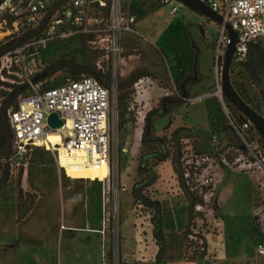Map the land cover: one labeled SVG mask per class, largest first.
I'll list each match as a JSON object with an SVG mask.
<instances>
[{"label":"rangeland","instance_id":"374dc122","mask_svg":"<svg viewBox=\"0 0 264 264\" xmlns=\"http://www.w3.org/2000/svg\"><path fill=\"white\" fill-rule=\"evenodd\" d=\"M143 16L135 33L121 37L114 93L117 127L106 175L99 161L87 160L83 150H61L58 161L44 147H30L22 157L11 146L9 152L11 130L6 114H0V264H111L114 248L117 264H155L150 218L156 204L132 197L133 186L148 183L153 175L154 183L141 192L158 203L165 264H255V185L248 172L234 164L236 155L247 151L237 149L242 140L218 99L208 97L223 64V56L215 58L217 28L176 2L146 5ZM26 35L9 21L0 24V105L12 101L21 86L28 89L20 93L27 92L26 79L53 87L86 75L83 67L99 56L71 38L23 47ZM255 56L259 53L252 49ZM58 59L81 66L47 75V67ZM263 67L254 69L247 56L243 64L231 62L229 78L242 100L264 118ZM136 76L154 82L147 103L146 94L138 95L133 83L128 84ZM120 83L125 85L120 88ZM173 86L200 101L185 103L174 94L164 103L159 88L172 91ZM225 103L236 120L238 110ZM151 111L149 139L141 145ZM140 113L145 115L143 123L137 120ZM223 158L230 165L223 164ZM197 161L200 169L208 165L207 177L218 180L207 206L194 217L197 237L190 239L189 203L178 172Z\"/></svg>","mask_w":264,"mask_h":264},{"label":"built area","instance_id":"2783aa9c","mask_svg":"<svg viewBox=\"0 0 264 264\" xmlns=\"http://www.w3.org/2000/svg\"><path fill=\"white\" fill-rule=\"evenodd\" d=\"M199 1L222 19V25L210 21L217 28L215 58L224 56L228 44L224 29L226 24L236 33L232 62L243 63L251 45H256L263 52L264 66V0ZM174 2L182 5L178 0H0V24L9 21L26 33L29 37L23 47L78 39L82 46L99 53L97 61L91 64L106 81L103 84L96 76L86 74L53 87H39L26 79L29 90L18 94L15 107L6 111L14 154L22 157L30 147H42L37 145L38 142L48 133L56 132L60 136L59 143H50L47 149L56 161L61 150H83L87 160L92 161L95 153L106 161L108 167L110 144L114 142L117 127L118 107L114 93L117 90L116 68L121 57V37L136 32L135 24L142 17L146 5H171ZM175 11L176 7H173L171 13ZM145 82H149L146 87ZM153 83L148 76L139 77L133 82L138 95L146 94V103L150 98L148 89L153 88L150 85ZM159 89L162 91L160 98H170L176 94L177 100L185 103L200 101V98L188 97L183 90L177 91L175 86L172 91ZM208 97L218 99L228 123L247 151V154L239 152L234 164L237 163L240 171L248 172L255 185L251 216L258 227V235L253 248L255 264H264V141L248 119L241 123L232 119L217 76ZM50 113H56L62 120L63 125L59 130L48 126L46 120ZM144 118L145 115L140 113L137 120L143 123ZM141 132L140 129L139 138ZM215 138L216 135L213 136ZM206 160L203 158L202 162ZM221 161L230 165L225 158ZM199 164L195 162V167L199 168ZM207 171L208 165L191 177L189 168L184 167L183 170L185 185L192 191L199 189L198 195L204 201V205L194 206L196 212L204 209L214 194L217 180L207 177ZM207 186L210 188L202 194L201 187ZM191 231L189 238L195 239L197 233H193V225ZM200 240L203 243V239ZM118 257L114 248V261L111 264H117ZM102 264L107 263L103 260Z\"/></svg>","mask_w":264,"mask_h":264},{"label":"trees","instance_id":"16d2710c","mask_svg":"<svg viewBox=\"0 0 264 264\" xmlns=\"http://www.w3.org/2000/svg\"><path fill=\"white\" fill-rule=\"evenodd\" d=\"M256 51H258L259 56L252 57V49H249L248 58H249V60H250V62L252 64L253 68L254 69H259V65L260 64L263 65V52L261 50H259L258 48L256 49ZM241 64H243V63H241ZM80 66H81L80 64L74 63V61L71 60V59H58V60L54 61L50 66L47 67V75H51V74H53V73H55V72H57V71H59V70H61L63 68L80 67ZM83 72L88 74V75L96 76V78H98L103 84H105V82H106L104 80L105 77L103 75H101V73L96 69V67L93 64L87 63L83 67ZM136 78H138V77L136 76L133 79H131L128 82V84L131 85L136 80ZM124 85H125L124 83H120V88H122ZM23 87L22 86L19 87V90L14 94V98H13L12 101L1 103V105H0V114L5 115L7 109L15 107L14 99L17 97V95L20 92L24 91L25 89H28V87H26V88H23ZM152 113H153V111L148 112L147 115H146L145 126H144V130H143V133H142V136H141V139H140V144L141 145H146L147 140L149 139V133H150V127H151V125H150L151 124L150 123V116H151ZM238 113H239V116H237L236 122L241 123V122L245 121L246 118L239 111H238ZM1 121H2V118L0 117V123H1ZM7 141H8V144H9V152H10L11 131H9V133L7 135ZM237 149H240L242 151L243 150L246 151L243 144H241L239 146V148H237ZM227 161L230 162L229 160H227ZM186 168H189L191 177H193V175L195 173L197 174L200 171V169L196 168L195 165H193V164L189 165ZM183 170H184V167H183V169H181L180 172H178V180H179L180 188L185 193V196H186V198L188 200V203H189L188 210H187V212H188L187 220H188V223H190L192 221V224H191V226H192L193 225V221H194V217L195 216H199V214H200V212H196L194 210V206L197 205V204L204 205V201L202 199V196L198 195V192L200 191L199 189H196V190L192 191V190H190L189 186L185 185V180L183 179ZM155 179L156 178L153 175L148 183H146V184L144 183L142 185L140 183L135 184L133 186V188H132V197H133L134 201L138 200V201H143L144 203H149V204L155 203L156 204L155 211H154L155 213L153 215H151V218H150V223L153 226L152 239H153L155 245L157 246V251L155 253L154 260H155V264H165V260L162 258V255H163V252H164V249H165V243H164V237H163L162 230H161V219H160L159 206H158L157 202L150 201L149 199L144 197L142 195V192H141L143 186H147V185H150V184L154 183ZM209 188H210V186L201 187L202 194L206 190H208ZM252 230H253V233H254L255 236L258 235V227H257L255 222H253ZM188 234H190V229H189V233ZM171 237L174 238V235H172Z\"/></svg>","mask_w":264,"mask_h":264},{"label":"water","instance_id":"95a60500","mask_svg":"<svg viewBox=\"0 0 264 264\" xmlns=\"http://www.w3.org/2000/svg\"><path fill=\"white\" fill-rule=\"evenodd\" d=\"M182 5L191 11L204 16L206 19L222 25L220 16L212 12L209 7L199 0H178ZM228 37V44L223 56L221 70L217 73V79L220 81L223 98L233 105L246 119H248L264 141V118L246 104L232 87L229 78V68L233 59V53L236 44V33L228 25H224ZM195 66V62H194ZM166 103V100H163ZM48 126L53 130H59L63 122L56 113H50L46 120Z\"/></svg>","mask_w":264,"mask_h":264},{"label":"bare ground","instance_id":"6f19581e","mask_svg":"<svg viewBox=\"0 0 264 264\" xmlns=\"http://www.w3.org/2000/svg\"><path fill=\"white\" fill-rule=\"evenodd\" d=\"M60 141V136L58 133L55 132H50L48 133L41 141L38 142V146L44 147L46 150L50 148V143H59ZM93 157L99 161L101 164V171L104 175H106V161L102 160L101 157H99L97 154L94 153ZM79 231L83 232H92L94 231L93 229H88V228H79Z\"/></svg>","mask_w":264,"mask_h":264},{"label":"crops","instance_id":"0c3cea01","mask_svg":"<svg viewBox=\"0 0 264 264\" xmlns=\"http://www.w3.org/2000/svg\"><path fill=\"white\" fill-rule=\"evenodd\" d=\"M143 16V15H142ZM144 17V16H143ZM142 18V17H141ZM140 19V18H139ZM138 19V20H139ZM137 23V22H136ZM129 34H133V33H129ZM258 47L256 46V45H251V47H250V49H253V50H256ZM248 56V55H247ZM263 111V110H262ZM264 112V111H263ZM218 180V179H217ZM251 205H252V203H251ZM251 218H252V216H251ZM94 230V229H93ZM92 232H95V230L94 231H92ZM103 263V261L100 263V264H102Z\"/></svg>","mask_w":264,"mask_h":264},{"label":"flooded vegetation","instance_id":"af4514ba","mask_svg":"<svg viewBox=\"0 0 264 264\" xmlns=\"http://www.w3.org/2000/svg\"><path fill=\"white\" fill-rule=\"evenodd\" d=\"M165 100H166V103H168L170 100H172V98L171 99L170 98H165Z\"/></svg>","mask_w":264,"mask_h":264}]
</instances>
